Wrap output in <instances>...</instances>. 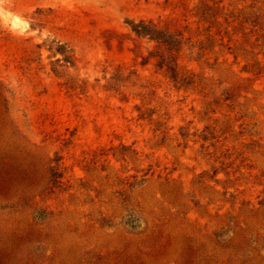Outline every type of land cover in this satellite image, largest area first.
I'll return each mask as SVG.
<instances>
[{"label":"rangeland","instance_id":"374dc122","mask_svg":"<svg viewBox=\"0 0 264 264\" xmlns=\"http://www.w3.org/2000/svg\"><path fill=\"white\" fill-rule=\"evenodd\" d=\"M0 264H264V0H0Z\"/></svg>","mask_w":264,"mask_h":264},{"label":"trees","instance_id":"16d2710c","mask_svg":"<svg viewBox=\"0 0 264 264\" xmlns=\"http://www.w3.org/2000/svg\"><path fill=\"white\" fill-rule=\"evenodd\" d=\"M131 29L140 36H147L153 40L158 42L167 44V45H174L179 42L178 38L175 37L174 34L169 33L168 31L160 28L156 23L151 20L140 19L138 22L132 21L129 23ZM52 47H50V50ZM55 53H61L62 58H58L57 61H62L64 63H71V59L73 54L71 49H67V45L65 43L58 42V45L55 49ZM160 67H163V63L160 64ZM54 72L57 74L59 71L57 69H53ZM167 74L169 77L177 82L183 83L185 81V77L180 75L179 72L172 66H167Z\"/></svg>","mask_w":264,"mask_h":264}]
</instances>
